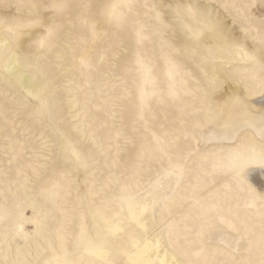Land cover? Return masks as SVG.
<instances>
[{"label": "rangeland", "instance_id": "obj_1", "mask_svg": "<svg viewBox=\"0 0 264 264\" xmlns=\"http://www.w3.org/2000/svg\"><path fill=\"white\" fill-rule=\"evenodd\" d=\"M254 147L264 0H0V264H264Z\"/></svg>", "mask_w": 264, "mask_h": 264}, {"label": "bare ground", "instance_id": "obj_2", "mask_svg": "<svg viewBox=\"0 0 264 264\" xmlns=\"http://www.w3.org/2000/svg\"><path fill=\"white\" fill-rule=\"evenodd\" d=\"M231 37L225 33L223 30L218 31H209L206 37V42L213 43L216 45H224L226 44ZM217 69H220V65H217ZM26 88H31L29 84L25 85ZM246 91L243 93V99L245 100V104L249 110H258L260 105H257L254 101L250 100L246 97ZM232 107L226 106L223 109V115H227L230 111H236L240 113L242 111V105H240L238 99L236 97L233 99ZM262 150L260 148H253L251 150L250 156H255L257 153H261ZM245 177L255 185V187L261 192L264 193V159L261 162H251L250 165L245 168ZM36 223V222H35ZM115 231H117V227H115ZM150 243L140 244L139 242H135L132 245L130 252L128 253L127 260L130 264H143L144 258H150ZM106 254L105 249H101L98 245H92L87 248L86 257L102 259ZM164 264V263H163Z\"/></svg>", "mask_w": 264, "mask_h": 264}, {"label": "snow or ice", "instance_id": "obj_3", "mask_svg": "<svg viewBox=\"0 0 264 264\" xmlns=\"http://www.w3.org/2000/svg\"><path fill=\"white\" fill-rule=\"evenodd\" d=\"M261 155H262V159H264V152H262V154H261Z\"/></svg>", "mask_w": 264, "mask_h": 264}]
</instances>
